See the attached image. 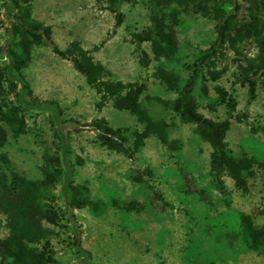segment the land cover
Wrapping results in <instances>:
<instances>
[{
    "label": "rangeland",
    "instance_id": "obj_1",
    "mask_svg": "<svg viewBox=\"0 0 264 264\" xmlns=\"http://www.w3.org/2000/svg\"><path fill=\"white\" fill-rule=\"evenodd\" d=\"M236 2L241 6L239 16L244 17L245 3ZM30 4L31 16L51 27V40L57 47L77 40L104 66L107 78L143 84L141 103L151 117L169 123L168 139L177 140V147L168 149L148 137L131 158L108 149L87 124L101 117L111 127L139 129L134 116L114 109L109 101L97 109L98 95L68 60L54 55L47 44L33 46L23 70L25 78L34 96L55 100L61 108L68 146L64 160L71 181L84 185L89 199L100 205L98 211L89 205L73 209V219L62 216L50 226L51 264H85L71 245L72 236L90 252L88 264H264V248L249 250L236 234L239 212L256 224L264 222L259 170L253 167V175L246 178L247 191L240 192L224 172L211 171V148L195 133L193 124L181 122L171 109L144 98L175 97L153 76L157 63L151 59L148 43L137 44L131 38L149 24L148 0H122L119 9L123 17L116 27L113 14L93 0H31ZM5 5L6 0H0V47L8 40ZM213 24L211 18L190 10L180 13L173 27L176 53L163 63L181 83L188 79L198 52L212 42ZM141 50L147 55V65L138 61ZM255 53L248 43L243 54ZM236 59L228 48H221L215 58L220 76L211 80L203 73L192 88V96L204 117L228 118L224 141L233 156L245 154L264 161V89L258 81L253 99L247 101V86L236 80ZM3 60L0 53V65ZM202 84L205 93L200 89ZM215 86L235 100L230 114L218 102ZM24 117L26 131L15 139L8 136L0 151L16 172L37 179L42 155L59 154L60 142L50 111L30 109L24 111ZM0 170H4L1 164ZM53 194L54 208L64 214L59 183ZM130 203L134 207L127 209ZM5 234L4 215L0 213V238Z\"/></svg>",
    "mask_w": 264,
    "mask_h": 264
},
{
    "label": "trees",
    "instance_id": "obj_2",
    "mask_svg": "<svg viewBox=\"0 0 264 264\" xmlns=\"http://www.w3.org/2000/svg\"><path fill=\"white\" fill-rule=\"evenodd\" d=\"M31 0H6V34L8 40L0 47L4 58L0 65V148L7 137L15 139L27 129L24 111L30 109L48 110L52 115L54 134L60 142V153H44L40 165V177L28 179L16 172L6 154L0 151V213L4 215L6 234L0 238V264H51L54 263L53 251L49 242L51 225L62 216L68 221L73 219L71 211L89 205L98 211L99 204L91 201L87 188L72 183L70 171L65 164L67 143L62 129V110L55 100L39 99L33 95L24 68L31 58V49L39 44H47L50 51L71 63L72 68L83 76L87 85L98 95L95 107L100 109L106 102L116 110H125L133 115L140 125L139 129L111 127L99 117L87 125L95 131L99 142L114 152L131 158L148 137H154L168 149L177 147V140L168 139V127L164 119L153 118L146 106L141 103L140 95L144 85L136 81L122 82L107 78L104 66L93 60L89 50L77 40H71L63 48L51 40V27L31 16ZM113 14L114 26L122 21L119 9L122 0H93ZM244 17L239 16L241 6L236 0H148L149 24L144 29L132 33L137 44L147 42L151 59L156 61L153 76L173 91L175 97L165 100L157 96H144L147 101L155 102L171 109L183 123L194 125L195 133L210 146L209 166L212 172H224L242 193L247 191L246 178L253 175V167L259 170L261 185L264 188V161L242 154L235 157L224 141L229 127L228 118L212 120L197 111L192 96V88L203 73L215 80L221 69L215 66V58L220 49L228 48L236 57V80L247 86V101L254 97L257 82L264 89V0H240ZM229 5L228 8L224 4ZM190 10L214 21L215 36L212 42L200 50L190 65L186 81L180 82L178 76L167 70L163 61L171 59L177 50L173 27L179 22L181 12ZM256 49L253 56L243 51L247 44ZM138 61L147 65L144 51L139 52ZM200 89L206 92L202 84ZM218 102L223 103L230 114L235 100L222 87L215 86ZM264 131V130H263ZM76 161H80L76 158ZM59 183L64 203V214H59L53 206V189ZM133 204H127L132 209ZM236 234L240 242L249 250L262 251L264 248V222L256 224L249 215L239 212L236 220ZM75 252L88 264L90 252L85 250L76 236L71 237Z\"/></svg>",
    "mask_w": 264,
    "mask_h": 264
}]
</instances>
